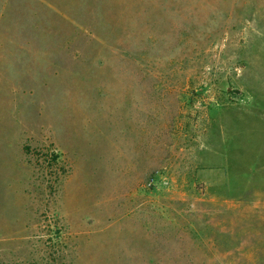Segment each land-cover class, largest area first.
<instances>
[{
    "label": "rangeland",
    "instance_id": "1",
    "mask_svg": "<svg viewBox=\"0 0 264 264\" xmlns=\"http://www.w3.org/2000/svg\"><path fill=\"white\" fill-rule=\"evenodd\" d=\"M0 264H264V0H0Z\"/></svg>",
    "mask_w": 264,
    "mask_h": 264
},
{
    "label": "trees",
    "instance_id": "2",
    "mask_svg": "<svg viewBox=\"0 0 264 264\" xmlns=\"http://www.w3.org/2000/svg\"><path fill=\"white\" fill-rule=\"evenodd\" d=\"M28 150L29 149H27V148L25 149L26 154H30V152ZM35 156H36L37 162H40L42 160V157H41L39 152L35 153ZM58 160H59V155L53 153V155L50 158V161L53 162V164H58Z\"/></svg>",
    "mask_w": 264,
    "mask_h": 264
}]
</instances>
